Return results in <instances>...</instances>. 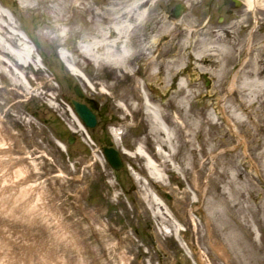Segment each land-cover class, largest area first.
Returning a JSON list of instances; mask_svg holds the SVG:
<instances>
[{"label":"rangeland","instance_id":"rangeland-1","mask_svg":"<svg viewBox=\"0 0 264 264\" xmlns=\"http://www.w3.org/2000/svg\"><path fill=\"white\" fill-rule=\"evenodd\" d=\"M84 1L92 8H103L107 3V0ZM178 3L185 9L180 16L173 17L172 8ZM223 10V0H159L150 13L164 18L169 25L176 23L191 28L194 25L201 39L196 42L197 47L200 41L211 46L215 42L223 44L221 35L226 33L239 36L240 45L253 31L252 43L262 49L264 60V8L257 9L256 29L245 3L237 10L238 14L224 20ZM0 11L25 39V31L35 36L36 44L27 42L35 49L33 70L27 77L31 86L46 93L44 97L33 92L26 94L9 77L0 76V264H239L240 259H253L250 252L243 250L245 242L242 244L234 237V242L223 239L220 227L226 222L221 217L211 218L215 235L206 236L199 217L207 213L208 207L206 202L200 209L193 205L200 193L191 186L192 173L166 168L155 172L154 178L144 160L132 156L149 129L142 92L135 100L138 114L124 117L126 112L112 97L121 83H127L116 77L117 71L109 73L103 68L97 72L87 66L78 78L69 73L71 65L63 55L74 53L82 35H70L66 46H53L51 36L44 37L40 31L41 24L47 20L40 8L32 9L20 0H0ZM180 36L179 33L177 39ZM186 68L183 66L182 71L184 77H189ZM91 71L94 81L101 83L97 88L85 75ZM198 71L200 74L193 83L204 93L194 100L211 116L218 95L222 94L206 92L217 86L219 76L209 70ZM147 82L146 90L157 101L164 102L167 96L157 89L158 83L154 79ZM24 83L29 85L27 79ZM74 85L81 88L83 98L75 94ZM175 86L176 81L168 82L169 90L174 91ZM72 100L90 106L97 103V124L87 129L89 139L73 120ZM211 118L216 120L214 113ZM112 131H116V139ZM71 135L74 140L67 144L66 139ZM106 137L122 155L124 163L118 171L109 167L101 152ZM148 148L151 152L156 150L155 145ZM237 149L239 170H245L248 183L245 187L250 190L251 181L258 182L257 170L242 147ZM181 156L179 150L175 161ZM208 173L207 166L197 175L199 189L203 188ZM144 187L158 203L156 206L144 199ZM254 188L251 196L245 192L248 201L244 205L251 206L250 210L236 208L234 214L238 220L245 218L244 222L252 224V236L260 238L264 246V226L258 230L250 215L257 207L264 212V186ZM207 199L215 204L210 196ZM190 215L197 221L196 234L189 223ZM170 221L181 227L180 240L170 231L173 228ZM227 230L235 232L232 226ZM199 234L205 237L198 238ZM218 247L219 253L215 250ZM201 252L208 254L207 260Z\"/></svg>","mask_w":264,"mask_h":264},{"label":"bare ground","instance_id":"bare-ground-1","mask_svg":"<svg viewBox=\"0 0 264 264\" xmlns=\"http://www.w3.org/2000/svg\"><path fill=\"white\" fill-rule=\"evenodd\" d=\"M20 1L32 9L40 8L47 19L41 24L40 31L44 37L51 36L53 46H66V39L70 35H82L79 36L80 44L74 53L63 55L71 65L69 73L75 78L80 77V72L84 73V67L90 66L97 72L103 68L109 73L115 70L118 79L127 81L119 85L117 93L112 94L119 102L118 107L126 112L124 117L138 114L139 105L135 100L141 97L142 90L146 91V86H149L147 81L154 79L158 83L157 89L167 97L164 102L157 101L150 92H145L149 103L145 101L144 112L149 129L139 140L140 144L132 156L143 159L148 173L154 178L155 172L166 168L192 173L191 186L200 193L193 205L200 209L206 202L208 207L207 213L199 217L204 224L201 225L205 226L206 236L211 238L215 235V229L212 230L210 226L211 218L221 217L226 222L220 227L223 239L232 240L234 237L242 244L245 242L243 250L250 252L249 256L253 257L249 261L240 259L239 264H264V246L260 238L252 236V224L247 220L244 222L245 218L243 221L238 220L234 214L236 208L238 211L250 210L251 206L244 205L248 201L245 192L251 196L254 187L264 186V60L262 49L252 43V38H255L253 31L240 45L239 36H228L227 33L221 35L218 32L223 44L215 42L216 45L211 46L200 41L201 45L197 47L196 42L201 39L197 37L194 25L193 29L180 27L176 23L169 25L164 18L150 13L159 0H107L103 8H92L84 0ZM244 1L246 6L253 7L252 12L255 13L254 6L256 8L264 0ZM15 27L0 11V76L9 77L12 84L26 94L33 92L38 97H44L46 93L31 86L32 82L27 77L34 63V54L27 42L36 44L37 40L26 31L25 39L14 30ZM179 33L181 36L177 39ZM255 48L258 49L254 52ZM214 64L218 66L213 68ZM183 66L188 67L186 73L189 77H184ZM198 69L202 73H208L209 70L219 76L218 87L206 92L222 94L218 95L211 116L194 100L204 93L193 83L200 74ZM93 74L92 71L85 73L92 86L97 88L101 83L94 81ZM24 79L29 85L24 83ZM169 81H176L174 91L168 89ZM100 92L103 94V91ZM213 113L215 121L211 118ZM243 114L245 118L241 117ZM73 120L86 133L74 114ZM111 133L116 139V131ZM153 145L156 150L151 152L148 147ZM240 146L252 167L257 170L258 182L251 181L250 190L245 187L248 186L244 177L246 172L240 171L238 166L237 148ZM179 150H182L183 156L175 161ZM207 166L209 173L203 188L199 189L197 175ZM142 195L153 205L158 204L148 188L144 187ZM208 196L215 200V204L207 199ZM251 213L258 230L262 229V208L257 207ZM203 217L204 221L201 220ZM188 219L192 232L198 233L195 218L190 215ZM171 223L173 228L170 231L180 240L181 227L176 221ZM231 226L235 229L234 233L227 230ZM203 237L204 234L198 236ZM215 250L220 252L219 247ZM207 255L201 252L206 260L209 257Z\"/></svg>","mask_w":264,"mask_h":264},{"label":"water","instance_id":"water-1","mask_svg":"<svg viewBox=\"0 0 264 264\" xmlns=\"http://www.w3.org/2000/svg\"><path fill=\"white\" fill-rule=\"evenodd\" d=\"M181 11H182V6L180 5L176 6L174 16L177 17L181 13ZM74 90L79 96H82V93L78 86H75ZM73 104L77 115L83 120L84 124L86 126L93 127L96 123L95 115L93 114V112L84 103L73 101ZM71 141L72 140L69 139V142ZM105 143L107 145H110L111 140L107 138L105 140ZM102 150L107 161L112 167H114L115 169H119L122 167V160L120 158L119 153L115 149H113L112 147L104 146Z\"/></svg>","mask_w":264,"mask_h":264},{"label":"flooded vegetation","instance_id":"flooded-vegetation-1","mask_svg":"<svg viewBox=\"0 0 264 264\" xmlns=\"http://www.w3.org/2000/svg\"><path fill=\"white\" fill-rule=\"evenodd\" d=\"M245 3L244 0H223V5H224V10H223V13L221 16L222 17V20L228 18L229 16H232L234 14H238L237 13V10L241 7V5ZM211 5H209L208 8H210ZM246 6V4H245ZM258 8H264V1L261 2V4L259 6H254V9H255V13L252 12L253 10V7L249 8L248 6H246V9H247V14H248V17L250 18L251 17V20H252V24L254 26V29L255 28V22H256V17L258 18L257 16V9ZM172 13H173V8H172Z\"/></svg>","mask_w":264,"mask_h":264}]
</instances>
